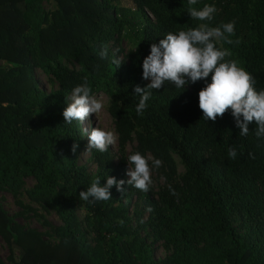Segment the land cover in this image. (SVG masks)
Wrapping results in <instances>:
<instances>
[{"label":"trees","instance_id":"obj_1","mask_svg":"<svg viewBox=\"0 0 264 264\" xmlns=\"http://www.w3.org/2000/svg\"><path fill=\"white\" fill-rule=\"evenodd\" d=\"M204 4L218 10L209 26L235 21L233 43L218 40L217 47L228 49L226 59L237 60L256 90H264V0H198L193 7ZM189 7L187 0H0V60L14 64L0 69V193L16 197L32 178L28 199L61 221L49 226L54 241L45 240L0 203L10 264H158L155 242L167 251L160 264H264V138L255 136L254 122L241 137L231 110L215 123L202 119L198 93L211 74L187 88L153 90L144 114L135 111L134 87L149 83L142 64L151 44L207 23L191 19ZM122 40L128 51L117 68L113 49L119 51ZM104 45L108 55L101 59ZM36 69L58 88L43 91ZM85 80L93 95L107 97L121 151L116 162L108 151L92 150L94 174L78 161L82 124H66L62 115L73 88ZM133 139L135 152L152 154L169 171L160 204L135 227L125 203L134 187L125 184L124 193L113 187L110 200L94 204L79 198L94 178L101 186L107 176L128 179L126 146ZM231 146L235 160L228 157ZM173 155L183 167L177 177ZM0 264L6 263L0 258Z\"/></svg>","mask_w":264,"mask_h":264},{"label":"clouds","instance_id":"obj_2","mask_svg":"<svg viewBox=\"0 0 264 264\" xmlns=\"http://www.w3.org/2000/svg\"><path fill=\"white\" fill-rule=\"evenodd\" d=\"M187 3L190 6V18L207 23H201L187 31L169 32L158 44H151L150 54L143 59L142 64V79L150 83L145 87H134L135 95L140 97L135 108L137 115L144 114L153 90H159L166 84H171L177 89L187 88L198 81H206L211 74V83H206L198 93L202 119L215 123L218 117L223 118L224 114L231 110L230 115L235 127L239 129V136L247 137L250 125L254 122L255 136L257 139L264 138V90L257 91L255 78L239 67L237 60L226 59L231 56V52L217 47L216 43L218 40L233 43L230 37L235 34V21L211 27L209 25L218 11L216 6L204 4L198 9L193 7L198 4V0H187ZM98 55L101 59L107 58L106 45L102 46ZM113 63L117 68L121 65L118 58L113 59ZM103 107V103L92 94V89L85 80L73 88L70 102L62 115L66 124L76 121L83 125L87 118L99 114ZM83 130L88 138L87 152L96 150L104 153L116 143V136L112 131L99 127ZM78 146L76 143L72 145L73 154ZM237 155L235 146L228 148L230 159L235 160ZM127 163L126 175L129 178L126 181L107 176L106 184L101 186L100 179L94 178L86 191L79 193V198L93 204L108 201L111 199L110 190L115 187L118 192L124 193L125 184L142 192H149L153 180L148 158L137 151L128 156ZM161 164L162 161L158 159L152 162L155 168H159ZM169 190L172 195L178 196L171 186Z\"/></svg>","mask_w":264,"mask_h":264},{"label":"rangeland","instance_id":"obj_3","mask_svg":"<svg viewBox=\"0 0 264 264\" xmlns=\"http://www.w3.org/2000/svg\"><path fill=\"white\" fill-rule=\"evenodd\" d=\"M126 4H130L127 2ZM43 7L45 11H49L50 5L47 2L43 3ZM149 17H151L149 15ZM152 19V17H151ZM113 43V42H112ZM111 44L110 46H112ZM117 52L118 59H123L126 51H128V41L122 40L119 43V51ZM14 67V64H11L7 61L0 60V69H8ZM35 76L40 88L46 93H50L53 90L58 88L57 83H52L48 80V78L39 70H35ZM150 83V81H148ZM72 94V93H71ZM71 94L69 95V102L71 99ZM97 96L104 107L99 114L95 116L93 114L90 118H87L82 125L84 128H95L99 127L105 131H112L116 136V143L113 146H110L108 152L110 156L114 159V161H118L121 157V151L119 148V137L115 129L114 121L111 118L108 112V101L107 97L104 94H97ZM85 135V133H84ZM88 138L85 135L84 143L82 148L79 151L78 161L79 164L85 166L87 171L91 174L95 173L96 164L92 160V151L87 152ZM137 142L135 139L131 140L126 146V158H128L131 153H135V147ZM151 167V175L153 180L152 188L149 192L145 193L135 188V192L129 197L126 198L125 203L128 204V217L130 219L131 225L135 227L136 225L142 224L151 217V212L155 206L160 204L159 193L161 190L168 184L167 176L169 175V171L166 165L162 162L159 168H155L152 166V162L156 159L152 154L145 155ZM173 159L176 165L177 176L183 173V167L177 156L173 155ZM127 171H128V163H127ZM129 178V177H128ZM34 185V180L32 178H26L23 184L22 189L18 193L16 197L8 192L0 193V203L3 208L6 210L8 215L15 217V222L26 229L35 230L37 232L42 233L45 240L54 241V237L51 234L50 225L59 226L61 225V221L58 215L54 210L47 209L37 203H34L28 199L26 196V190H29ZM20 215V216H17ZM84 211L82 209L78 210L79 220L83 221ZM83 230L85 231L84 224L82 223ZM142 236L145 235L144 232H140ZM91 237V235H88ZM151 243V240H149ZM153 255L158 264L161 263L167 256V251L162 247L161 242H155L152 245ZM9 248L4 242V240L0 237V258L6 263L10 264L8 260L9 256Z\"/></svg>","mask_w":264,"mask_h":264}]
</instances>
